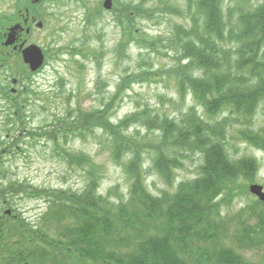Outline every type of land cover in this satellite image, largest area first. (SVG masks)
<instances>
[{
	"label": "trees",
	"instance_id": "16d2710c",
	"mask_svg": "<svg viewBox=\"0 0 264 264\" xmlns=\"http://www.w3.org/2000/svg\"><path fill=\"white\" fill-rule=\"evenodd\" d=\"M163 1L158 0L161 5ZM184 1L183 12L169 1L162 10L185 21L171 32L169 68L126 74L117 95L105 104L108 109L104 105L85 115L80 110L60 118L52 131L29 132L34 139L49 138L60 150L61 141L84 140L100 130L112 160L130 183L126 193L117 198L112 192L102 194L104 176L90 178L93 173L86 166L91 161L74 158L64 149L63 161L86 171L81 191L20 181L0 184V201L10 196L46 204L40 225L28 223L17 210L0 216V264H249L227 240L251 251L264 246V203L259 226H251V215H243L233 231L236 217L225 213L236 197L247 195L245 185L253 182L261 167L257 158L232 157L231 138L264 154V126L256 124L264 104V5L252 7L259 0H242L243 6L228 10L233 5L226 0ZM159 9L154 5L148 12L142 7L124 9L120 17H126L128 26L122 25L120 56L126 57L133 37L144 43L146 51L161 53L160 40L138 36L132 21L135 13L137 19L150 21ZM92 42L86 32L81 46L74 49L73 44V54L88 59L85 47ZM165 77L174 82L183 101L190 99L178 117L150 112L148 116L147 110L139 109L114 123L110 108L120 95L124 98L135 84ZM15 110L19 112V106ZM11 116L15 129L8 125L6 131L16 136L18 126L26 128L24 117L15 112ZM132 129L155 131L159 141L137 143L128 137ZM4 152L0 149V165ZM193 156L203 161L198 178L177 183L175 171L183 167L184 158ZM123 158L129 159L123 162ZM149 173L167 186L157 196L148 189ZM4 204L13 207L11 202Z\"/></svg>",
	"mask_w": 264,
	"mask_h": 264
},
{
	"label": "rangeland",
	"instance_id": "374dc122",
	"mask_svg": "<svg viewBox=\"0 0 264 264\" xmlns=\"http://www.w3.org/2000/svg\"><path fill=\"white\" fill-rule=\"evenodd\" d=\"M167 1L174 9H180L181 12L186 8L184 0H164L162 5L158 0H115L116 13L113 14L103 9L101 0H64L66 5H62L54 19H48L49 28L41 37L43 46L47 48L49 42L46 40L51 30L60 32L54 35L57 41L54 44L55 48L49 50L47 66L39 75L32 78V86L39 96L30 97V105L24 110L27 131H38L40 128L52 131L58 120L69 114L76 115L81 110L85 115L91 113L90 111L102 109L112 96L117 95V86L126 74L136 71L157 72L169 68L173 63V59L169 57L172 54L169 50L171 32L175 26L185 24V21L181 16L162 13ZM226 1L228 5H233L228 10L243 6L242 0ZM153 5L154 8H161L157 10L156 17L150 21L137 19V13H135L132 15V21H135V31L137 30L138 36L144 34L160 40L158 44L162 43L159 47L161 53H155L152 49L146 51L145 47L142 48L144 43L133 37L131 42L134 43L131 44L126 57L120 56L117 46L123 39L122 25L128 26V21L124 22L126 17L122 19L120 17L124 9L142 7L148 12L149 6ZM260 5H264V0L256 1L252 7ZM230 16L235 17L232 14ZM114 18L120 23L115 22ZM93 22H96L95 26H92ZM86 32L88 37L93 38V42L85 47L88 59L74 55L72 52L74 43V49L81 46L78 43L86 37ZM123 96L120 95V101L114 105L111 104L110 113L114 115L112 119L114 123L136 113L139 109L147 110L148 116L150 112L156 116L159 113L178 117L190 103V99L183 101L179 97L174 82L169 81L167 77L135 84L132 90L126 92L124 98ZM105 108L108 109V106L105 105ZM259 110L260 116L256 124L264 126V104L260 105ZM10 113L7 104L0 101V136L3 135L0 137V149L6 151L3 153L4 163L0 165V184L6 185L10 181H20L31 183L39 188L81 191L87 182L86 171L88 173L91 171L93 174H90V178L104 176L101 185L102 194L112 192L113 198H117L126 193L130 183L121 166L112 160L107 138L100 130L93 135H85L84 140L74 139L68 144L61 141L62 149L56 150L49 138L33 140L28 138L31 135L26 131L17 132V137L13 136V131H4L8 125V129H15L13 121L8 118ZM154 133L155 131L137 132L132 129L128 137L138 141L137 143L147 142L149 139L157 143L159 135ZM10 144L14 147L8 151L6 148ZM63 149L74 155V158L82 157L86 161H91V165L86 166V171L75 166L70 167L60 156L62 152H65ZM228 149L234 158L247 156L257 158L261 162L253 182L245 185L247 195L236 197L232 205L225 209L228 216L236 217L231 230L235 231L236 224H242L241 216L243 215L246 217L251 215L249 218L253 220L249 224L259 226L260 213H263L260 204L262 201L249 192V186L255 184L264 189V154L235 138H231ZM127 159L129 158H123V162ZM202 164L203 161L199 156L184 158L183 167L175 171L177 183L198 178ZM93 165H95L94 168ZM147 186L155 196L159 195L162 189L167 188L153 173L148 174ZM5 202H11L12 209L6 206ZM11 210H17L28 223L40 225V219L46 211V204L39 199L2 197L0 216ZM227 245L233 247L249 264H264V246L257 250H245L235 245L230 239L227 240Z\"/></svg>",
	"mask_w": 264,
	"mask_h": 264
},
{
	"label": "flooded vegetation",
	"instance_id": "af4514ba",
	"mask_svg": "<svg viewBox=\"0 0 264 264\" xmlns=\"http://www.w3.org/2000/svg\"><path fill=\"white\" fill-rule=\"evenodd\" d=\"M63 2L0 0V101L25 110L30 105L29 96L38 94L32 86V78L43 71L44 65L33 71L25 62L24 53L31 47H37L43 57H47L48 51L41 37L49 28L48 19H54ZM55 32L51 30L46 41L54 39Z\"/></svg>",
	"mask_w": 264,
	"mask_h": 264
},
{
	"label": "water",
	"instance_id": "95a60500",
	"mask_svg": "<svg viewBox=\"0 0 264 264\" xmlns=\"http://www.w3.org/2000/svg\"><path fill=\"white\" fill-rule=\"evenodd\" d=\"M113 6L112 0H105L104 8L111 10ZM25 62L31 66L33 71L40 68L44 62V57L42 51L37 47H31L24 53ZM250 192L259 197L261 201H264L263 187L258 185H252L250 187Z\"/></svg>",
	"mask_w": 264,
	"mask_h": 264
}]
</instances>
